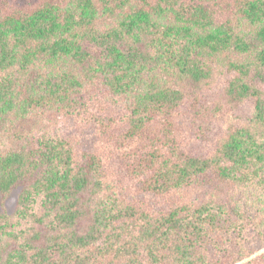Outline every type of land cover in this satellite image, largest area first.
I'll use <instances>...</instances> for the list:
<instances>
[{
	"label": "trees",
	"instance_id": "16d2710c",
	"mask_svg": "<svg viewBox=\"0 0 264 264\" xmlns=\"http://www.w3.org/2000/svg\"><path fill=\"white\" fill-rule=\"evenodd\" d=\"M252 188L264 0H0V264H224Z\"/></svg>",
	"mask_w": 264,
	"mask_h": 264
},
{
	"label": "rangeland",
	"instance_id": "374dc122",
	"mask_svg": "<svg viewBox=\"0 0 264 264\" xmlns=\"http://www.w3.org/2000/svg\"><path fill=\"white\" fill-rule=\"evenodd\" d=\"M213 91H215V93L212 99L218 100L222 96V85L220 84L215 87ZM231 109L232 107L230 106L228 109L229 116L235 114ZM223 113H226V111ZM185 118L186 121H190L191 117L187 115ZM226 118L220 121V124L217 126L218 130L220 126L222 129L225 128ZM227 125H229L228 122H226V126ZM69 126L70 128L67 129L69 130L68 135H70V139H73L72 141L82 139L83 146L80 147L83 151L89 150L91 153L108 151L106 146L102 143L99 133L94 128L87 127V130H83L85 127L82 125V121L79 122L77 118H70ZM85 140L87 141L86 143L84 142ZM87 145H89V148H87ZM121 180L119 181L121 182ZM123 182L126 191L125 197L128 200H133L135 202L146 201L157 208L164 207L168 204L167 199L160 200L152 195L140 193L138 189L135 188L136 185L133 181L128 180L127 183L124 180ZM253 189L254 188L248 189L247 191L242 190L238 197L241 203L239 205L244 210L248 224L243 231L233 234L230 233L229 244L222 245V253L219 255L225 256L220 257L224 264H234L235 261H241L239 264H245L250 261H253L254 264H264V190L258 188L257 191H253ZM190 192L191 195H198L192 190ZM18 195L19 189H16L7 199L5 207L0 205V215L4 213V210L10 215L14 214Z\"/></svg>",
	"mask_w": 264,
	"mask_h": 264
}]
</instances>
